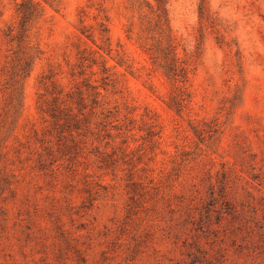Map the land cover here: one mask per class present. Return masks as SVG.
<instances>
[{
  "label": "rangeland",
  "instance_id": "rangeland-1",
  "mask_svg": "<svg viewBox=\"0 0 264 264\" xmlns=\"http://www.w3.org/2000/svg\"><path fill=\"white\" fill-rule=\"evenodd\" d=\"M22 1L0 0V264H264V0H167L186 82L143 47L155 0H34L20 44Z\"/></svg>",
  "mask_w": 264,
  "mask_h": 264
},
{
  "label": "trees",
  "instance_id": "trees-1",
  "mask_svg": "<svg viewBox=\"0 0 264 264\" xmlns=\"http://www.w3.org/2000/svg\"><path fill=\"white\" fill-rule=\"evenodd\" d=\"M132 1V6H136L135 0ZM155 6H150L149 9L151 14L155 17V26L159 33V45H150L146 42L147 38L143 42V47L146 52L151 56V59L154 63L160 64L163 68H165L173 77H181L183 81H188V69L186 62H180V59L177 57L176 49L174 46V42L172 36L170 34V26H169V13L167 8V0H155ZM135 2V3H134ZM18 15H19V30L17 35L13 34V30H11L10 34L12 41L17 40L18 43L24 44L27 34L30 30V26L40 18L43 14V9L40 4L35 2L34 0H23L18 5ZM101 32L104 36L108 38V27L104 22L100 23ZM150 26H145L143 32L150 31ZM130 32H132L130 30ZM29 64L25 67L23 64H20V75H23L28 70ZM19 75V76H20ZM20 96V93H19ZM17 97L19 99L20 97Z\"/></svg>",
  "mask_w": 264,
  "mask_h": 264
}]
</instances>
